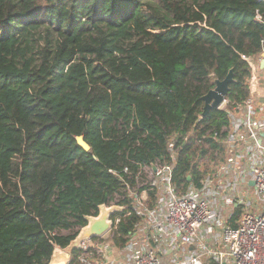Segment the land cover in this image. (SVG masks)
Returning <instances> with one entry per match:
<instances>
[{
	"label": "trees",
	"instance_id": "trees-1",
	"mask_svg": "<svg viewBox=\"0 0 264 264\" xmlns=\"http://www.w3.org/2000/svg\"><path fill=\"white\" fill-rule=\"evenodd\" d=\"M263 49L264 0H0V264H47L172 139L174 182L199 186L225 147L197 139L234 110L198 120L202 96L233 68L226 98L247 99Z\"/></svg>",
	"mask_w": 264,
	"mask_h": 264
},
{
	"label": "built area",
	"instance_id": "built-area-1",
	"mask_svg": "<svg viewBox=\"0 0 264 264\" xmlns=\"http://www.w3.org/2000/svg\"><path fill=\"white\" fill-rule=\"evenodd\" d=\"M262 53L252 67L250 96L238 103L225 98L219 107L233 104L229 126L197 139L200 143L209 136L222 142L224 161L215 164L206 154L207 172L200 185L189 183L184 190L174 182L180 152L175 139L162 159L140 164L136 172L125 166L123 173L135 179L122 197L127 204L112 215L111 229L83 241L68 264H264ZM118 201L119 196L108 205ZM132 214L138 221L118 245L119 223Z\"/></svg>",
	"mask_w": 264,
	"mask_h": 264
},
{
	"label": "water",
	"instance_id": "water-1",
	"mask_svg": "<svg viewBox=\"0 0 264 264\" xmlns=\"http://www.w3.org/2000/svg\"><path fill=\"white\" fill-rule=\"evenodd\" d=\"M262 56L263 59L260 65L261 69H264V52ZM233 80L234 70L231 68L224 79H216L215 87L202 96L204 101L203 117L209 114L213 108L220 107L229 92L230 83ZM76 139L78 144L85 150H91L90 144L85 140L83 135L76 136ZM154 168L156 167L154 166ZM189 178L191 177L189 176ZM122 209L123 207L118 204H101L99 206V213L97 215H87V224L82 226L75 238L66 247L58 249L47 264H68L71 254L80 247L83 241L100 237L111 229L113 225L112 215Z\"/></svg>",
	"mask_w": 264,
	"mask_h": 264
},
{
	"label": "crops",
	"instance_id": "crops-1",
	"mask_svg": "<svg viewBox=\"0 0 264 264\" xmlns=\"http://www.w3.org/2000/svg\"><path fill=\"white\" fill-rule=\"evenodd\" d=\"M259 59V56L257 58H251V60L253 61V64H255V62H257ZM261 64V62H260ZM259 64V70H258V73H259V76H262V79H264V69H261V65ZM260 92H263L264 93V87H260Z\"/></svg>",
	"mask_w": 264,
	"mask_h": 264
},
{
	"label": "rangeland",
	"instance_id": "rangeland-1",
	"mask_svg": "<svg viewBox=\"0 0 264 264\" xmlns=\"http://www.w3.org/2000/svg\"><path fill=\"white\" fill-rule=\"evenodd\" d=\"M264 87V79H260V81H259V87ZM260 95L261 96H264V93L263 92H260ZM219 158L221 157V156H218ZM78 228H75L74 230H68V231H64L63 233H65V234H69V233H73V232H75L76 230H77ZM81 229V228H80ZM62 249V248H61Z\"/></svg>",
	"mask_w": 264,
	"mask_h": 264
}]
</instances>
